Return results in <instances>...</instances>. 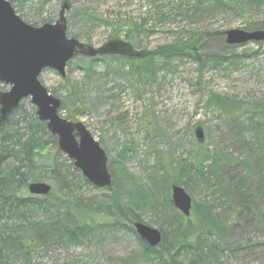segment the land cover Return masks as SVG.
I'll list each match as a JSON object with an SVG mask.
<instances>
[{
    "label": "rangeland",
    "instance_id": "obj_1",
    "mask_svg": "<svg viewBox=\"0 0 264 264\" xmlns=\"http://www.w3.org/2000/svg\"><path fill=\"white\" fill-rule=\"evenodd\" d=\"M8 1L33 26L55 23L68 1L67 37L95 49L120 39L154 55L144 67V54H81L64 76L41 72L40 83L61 100L59 116L83 123L106 152L113 185L83 182L61 152L72 190L103 211L99 227L81 244H48L13 264H264V164L252 157L264 151V41L229 47L225 34L263 29L264 0ZM186 44L182 57L162 54ZM2 84L0 92L10 89ZM21 104L11 122L25 131L35 107L29 97ZM174 184L192 198L189 217L173 205ZM116 216L165 233L172 255L145 252ZM184 240L189 247L179 249Z\"/></svg>",
    "mask_w": 264,
    "mask_h": 264
},
{
    "label": "water",
    "instance_id": "obj_2",
    "mask_svg": "<svg viewBox=\"0 0 264 264\" xmlns=\"http://www.w3.org/2000/svg\"><path fill=\"white\" fill-rule=\"evenodd\" d=\"M66 8H69L68 2H64L60 18L55 23L32 26L20 18L8 0H0V82L10 86L9 90L0 92V123L10 116L22 100L31 97L38 119L46 123L52 135L57 136L59 150L73 161L89 183L99 188H109L112 176L107 167L106 152L83 123H73L58 115L61 100L49 94L38 77L47 68L64 76L68 62L80 54L88 57L120 54L134 58L141 56L142 51L133 49L120 39L111 40L95 49L67 37ZM225 34L229 45L264 41V28L252 31L231 29ZM195 136L198 142H204L202 126L195 129ZM52 188V184L45 181L28 185L30 193L34 195H47ZM172 201L184 216H190L192 198L182 186H172ZM133 226L150 247H157L161 243L162 232L159 229L138 221Z\"/></svg>",
    "mask_w": 264,
    "mask_h": 264
},
{
    "label": "trees",
    "instance_id": "obj_3",
    "mask_svg": "<svg viewBox=\"0 0 264 264\" xmlns=\"http://www.w3.org/2000/svg\"><path fill=\"white\" fill-rule=\"evenodd\" d=\"M187 48H190V44H186V48L170 46L162 54L169 59L182 57L183 49ZM142 54L145 55L144 67L151 65L154 55L150 56L148 52ZM142 54L133 59L142 58ZM21 103L0 123V264H13L17 260L28 263L36 251L48 244H81L99 227V214H103V211L96 214L91 209L92 202L83 201L70 187L67 171L58 163L62 153L57 147V137L50 133L45 122L37 118L35 108H32L34 123L27 124L23 128L25 131H20L21 128L11 122L13 115L22 109ZM223 108L227 109L226 112L233 110L231 107L221 106ZM245 145H248L245 139H240V147H248ZM245 155L243 154L246 161L248 156ZM252 157L254 163L264 164V151L256 152ZM69 161L73 170L79 171L73 161ZM256 172L262 173L261 168ZM79 177L83 182L89 183L82 175ZM39 181H50L53 191L47 195L30 193L28 185ZM120 218L114 217L116 224L136 233L133 222L129 224ZM187 224V228H192L190 221ZM182 234L185 235V231ZM138 239L145 252L150 255L161 257L163 251L166 252V257L172 255L171 242H166L163 232L159 247H150L139 236ZM160 247L162 251L159 250ZM177 247L185 249L189 244L184 240Z\"/></svg>",
    "mask_w": 264,
    "mask_h": 264
},
{
    "label": "bare ground",
    "instance_id": "obj_4",
    "mask_svg": "<svg viewBox=\"0 0 264 264\" xmlns=\"http://www.w3.org/2000/svg\"><path fill=\"white\" fill-rule=\"evenodd\" d=\"M172 199V198H171Z\"/></svg>",
    "mask_w": 264,
    "mask_h": 264
}]
</instances>
